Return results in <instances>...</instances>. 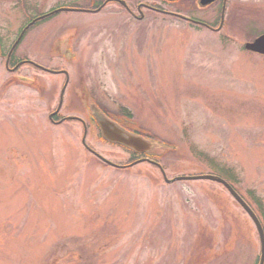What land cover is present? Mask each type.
Instances as JSON below:
<instances>
[{
  "label": "rangeland",
  "instance_id": "1",
  "mask_svg": "<svg viewBox=\"0 0 264 264\" xmlns=\"http://www.w3.org/2000/svg\"><path fill=\"white\" fill-rule=\"evenodd\" d=\"M71 1L28 0L39 8L24 15L0 8V29L10 36L23 18ZM150 13L138 20L115 4L98 14L60 12L33 26L22 49L43 60L38 38L47 50L62 26H79L95 45L86 66L96 93H108V115L156 142L158 153L147 155L168 178L232 181L264 224L256 203L264 206V56L243 49L264 31V15L241 14L217 33ZM5 76L1 65L0 86ZM37 99L16 89L0 98V264H258L257 228L224 185L167 183L147 159L104 141L95 124L87 135L80 121L52 125ZM83 139L125 166L108 165Z\"/></svg>",
  "mask_w": 264,
  "mask_h": 264
},
{
  "label": "flooded vegetation",
  "instance_id": "2",
  "mask_svg": "<svg viewBox=\"0 0 264 264\" xmlns=\"http://www.w3.org/2000/svg\"><path fill=\"white\" fill-rule=\"evenodd\" d=\"M2 1H4V7L0 6V8L6 13L17 12L24 15L31 8H39L38 5H30L28 0H13L11 5H7L8 2L5 0H0V2ZM150 1V3H147L142 0H124V3H122L120 0H73L69 3L60 4L50 9L49 12L60 7H67L77 9L67 12L98 14L108 5L115 4L138 20L144 19L146 10H148V12H151L150 14L175 17L184 20L187 25L217 33L231 23V19L236 20L241 14L264 15V0ZM179 3H181V8H176L175 6ZM101 6L102 8L97 10ZM137 12L139 15L136 14ZM59 13L38 20L27 29L26 27L33 18L31 20L27 19V21H24L23 18V21L10 36L0 29V66L2 65L6 71V76L0 86L2 89L0 91L1 97L4 98L15 89L27 96L32 95V98L37 97V100H39L38 106L46 104L49 107L48 119L52 125L59 126L68 121L66 119L68 116H74L77 118L70 121H80L84 135H87L92 124H95L98 129L96 116L93 114L94 110L97 109L96 105L108 114H110L109 110L111 109L105 99L108 93H96L97 83L93 81V73L86 66L87 56L93 54L92 48L95 46L92 39H82L83 30L77 25L68 23V25L62 26L63 31L60 33V37L52 38L47 50L44 49V45H41L38 38L37 52L42 57L45 55L43 60L31 56L22 49L23 42L33 26L49 20ZM194 13L213 14L215 20L212 22L193 16ZM222 39L231 40L227 36L222 37ZM89 66L91 68L90 62ZM47 73L56 76V79H51V82L46 81L43 75ZM101 83H98V85L101 86ZM49 88H52V91H49ZM47 90L49 93L52 92L51 98ZM23 103L26 104V101L24 100ZM119 108L124 109L125 107L121 105ZM65 112L71 113L66 114ZM75 113L83 114L85 117ZM51 115L52 117H50ZM86 149L88 148L86 147ZM88 150L91 152L90 149ZM143 157L141 156L139 159Z\"/></svg>",
  "mask_w": 264,
  "mask_h": 264
},
{
  "label": "water",
  "instance_id": "3",
  "mask_svg": "<svg viewBox=\"0 0 264 264\" xmlns=\"http://www.w3.org/2000/svg\"><path fill=\"white\" fill-rule=\"evenodd\" d=\"M61 10H67V9H61ZM59 11V10H58ZM47 15H43L41 17H38L34 21L44 18ZM32 23H30L26 28H28ZM246 49L249 51H252L254 53H258L261 55H264V34L257 37L252 42H247L245 45ZM94 110L93 114L96 116L98 120V124L100 126L102 137L107 140L108 142L119 144L127 149L134 151L135 153H145V154H157V148H156V142L152 143L150 139H147L146 137L136 134L134 132H131L127 130L126 128L120 126L116 121L110 119L108 116H106L98 107ZM159 150V149H158ZM97 155L102 158L105 162L112 164L114 166H119L118 164L106 159L105 157L101 156L97 153ZM153 163H156L160 169L162 170L164 179L171 183L177 180H188V179H209L216 181L218 183L223 184L225 187L228 188V190L231 192V194L235 197V199L244 207V209L247 211V213L250 215L252 220L254 221L259 235H260V241H261V255H260V261L259 264H264V228L255 214V212L252 210V208L247 204V202L235 191V189L222 177L215 175V174H201V175H185V176H177L172 179H169L166 175V172L164 168L161 166L160 163L152 161Z\"/></svg>",
  "mask_w": 264,
  "mask_h": 264
},
{
  "label": "trees",
  "instance_id": "4",
  "mask_svg": "<svg viewBox=\"0 0 264 264\" xmlns=\"http://www.w3.org/2000/svg\"><path fill=\"white\" fill-rule=\"evenodd\" d=\"M133 158H135V156L133 157ZM133 158L131 159V160H133ZM211 161H213V159H211ZM226 170H228V171H226L225 173H227V176H232L233 178L235 177V175L234 174H232L231 173V171H233L232 169H226ZM231 177V178H232ZM236 181H238V179H236V177L234 178ZM256 202H257V204H258V207L260 208V210L262 211V213L264 214V206L261 204V202L260 201H257L256 200Z\"/></svg>",
  "mask_w": 264,
  "mask_h": 264
}]
</instances>
